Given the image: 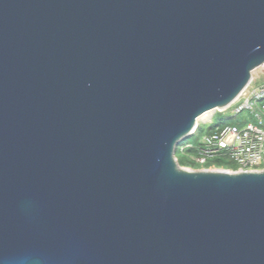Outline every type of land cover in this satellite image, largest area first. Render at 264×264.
Returning a JSON list of instances; mask_svg holds the SVG:
<instances>
[{
    "label": "water",
    "instance_id": "water-1",
    "mask_svg": "<svg viewBox=\"0 0 264 264\" xmlns=\"http://www.w3.org/2000/svg\"><path fill=\"white\" fill-rule=\"evenodd\" d=\"M264 65V0H0V264H264V170L181 166Z\"/></svg>",
    "mask_w": 264,
    "mask_h": 264
},
{
    "label": "built area",
    "instance_id": "built-area-1",
    "mask_svg": "<svg viewBox=\"0 0 264 264\" xmlns=\"http://www.w3.org/2000/svg\"><path fill=\"white\" fill-rule=\"evenodd\" d=\"M231 110L235 119L232 123H220L203 133L197 142L182 141L183 152H188L191 161L206 168L212 162L210 169L218 168L214 160L228 159L237 166L231 170L260 171L264 170V82L252 83L226 109H215L202 117L212 116L208 121L199 122L193 135L200 134V125H211L217 113ZM248 112L246 119L238 116Z\"/></svg>",
    "mask_w": 264,
    "mask_h": 264
},
{
    "label": "rangeland",
    "instance_id": "rangeland-1",
    "mask_svg": "<svg viewBox=\"0 0 264 264\" xmlns=\"http://www.w3.org/2000/svg\"><path fill=\"white\" fill-rule=\"evenodd\" d=\"M264 82V65L258 67L257 69H255L253 71V83L254 84H259V83H263ZM208 114V113H207ZM213 113H211L210 116L207 117H202L199 119V122H205L208 121L209 118L212 116ZM249 113L248 112H243L241 113L238 117L240 119H246L248 118ZM235 119L234 114L232 113L231 110L224 112V113H217L216 116L214 117V122L211 125H206L205 126V130L200 132V134H196V135H191L188 138H185L184 140H182V144H184L185 142L191 141V142H197L198 138L207 131L206 128H208L209 126H214L216 124H220V123H232L233 120ZM189 153L188 152H179L178 156L182 159H184L188 164H193L194 166H199L198 164L194 163L193 161H191L190 157H189ZM215 162H217V160H214ZM224 164L228 165V166H233L236 167L237 165L228 160V159H223L222 160ZM229 169V168H228Z\"/></svg>",
    "mask_w": 264,
    "mask_h": 264
},
{
    "label": "trees",
    "instance_id": "trees-1",
    "mask_svg": "<svg viewBox=\"0 0 264 264\" xmlns=\"http://www.w3.org/2000/svg\"><path fill=\"white\" fill-rule=\"evenodd\" d=\"M205 126L206 125H200L199 126V131L200 132H202V131H204L205 130ZM212 126H209L208 128H206L207 129V131L211 128ZM183 152L182 151V147H181V145H178V147H177V152H176V156H177V159H178V162H179V164L181 165V166H187V167H191V168H199V166L197 167V166H194L193 164L191 165V164H188L184 159H182V158H180L179 156H178V153L179 152ZM210 166H212V162H210V163H208L207 165H206V168H209ZM215 166L216 167H218V168H229V169H235L236 167H233V166H228V165H226V164H224L223 163V161L222 160H217V162L215 163Z\"/></svg>",
    "mask_w": 264,
    "mask_h": 264
},
{
    "label": "bare ground",
    "instance_id": "bare-ground-1",
    "mask_svg": "<svg viewBox=\"0 0 264 264\" xmlns=\"http://www.w3.org/2000/svg\"><path fill=\"white\" fill-rule=\"evenodd\" d=\"M205 118V117H204Z\"/></svg>",
    "mask_w": 264,
    "mask_h": 264
}]
</instances>
